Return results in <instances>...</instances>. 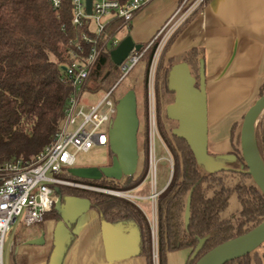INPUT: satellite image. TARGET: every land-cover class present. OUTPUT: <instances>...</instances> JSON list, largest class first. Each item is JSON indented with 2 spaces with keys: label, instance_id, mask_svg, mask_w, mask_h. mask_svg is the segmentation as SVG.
I'll return each instance as SVG.
<instances>
[{
  "label": "trees",
  "instance_id": "trees-1",
  "mask_svg": "<svg viewBox=\"0 0 264 264\" xmlns=\"http://www.w3.org/2000/svg\"><path fill=\"white\" fill-rule=\"evenodd\" d=\"M62 1V6L56 10L48 0H0V163L37 156L53 141L65 119L74 88L64 84L61 76L74 61L73 51L78 50V44L84 47L81 56L86 55L91 46L82 40L86 27L76 26L72 22L71 0ZM119 1L126 3L129 0ZM124 27L128 31L122 37L123 40L130 35L132 24L127 26L116 19L108 31L117 33ZM181 28L172 36L163 53L168 51ZM146 45L143 44L141 49ZM155 48L156 44L144 54L146 69ZM113 49L108 47L103 50L91 70L84 91L103 89L107 92L120 81L115 91L122 83L121 66L115 64L111 57ZM202 58V48L187 49L181 55L171 57L166 64L162 60L156 77L160 134L174 163L172 179L157 200L156 259L151 224L137 204L107 192L58 186L63 195L89 198L101 221L137 226L140 232V255L145 257L146 264H168V254L182 249L191 250L186 264H196L217 245L249 232L264 220V195L247 173L237 125H234L231 134V151L213 153L209 150L215 161L229 167L220 171H211L207 164L199 162L187 141L173 134V127L168 125L169 118L164 107L173 102L175 95L169 88L171 67L185 61L192 74L199 79ZM145 93L140 172L138 166L134 175L120 180L105 176L86 179L69 174L71 180L111 190H130L144 181L149 169L146 85ZM263 94L264 84L259 97ZM257 142L264 160V113L257 125ZM248 179L251 183H247ZM190 193L191 216L186 227V207ZM233 194L237 195L241 208L238 215L225 218L222 213L228 208ZM48 218L59 220L61 217L54 207L45 220ZM201 238L206 239L205 243L192 257ZM12 264H27L26 256L13 250ZM226 264H264V243L253 252Z\"/></svg>",
  "mask_w": 264,
  "mask_h": 264
},
{
  "label": "built area",
  "instance_id": "built-area-1",
  "mask_svg": "<svg viewBox=\"0 0 264 264\" xmlns=\"http://www.w3.org/2000/svg\"><path fill=\"white\" fill-rule=\"evenodd\" d=\"M54 9L62 6V0H48ZM154 0H93L92 12L86 8V0H71L72 22L76 26H85L82 40L91 46L86 55L81 56L84 47L78 44L73 51L74 61L65 68L61 81L74 88L66 109L65 119L58 129L53 141L32 159L19 158L14 161L0 163V264H5V242L14 224L20 219L26 227H32L45 220L58 200L56 188L60 185L75 186L113 195L125 197L132 202L144 199L134 195L130 190H110L82 184L61 174L69 168L77 166V154L89 151L95 146H106L109 143L108 127L116 114L114 89L106 92L104 97L89 106L82 100L84 87L92 68L101 53L108 47L116 48L121 38L117 33L108 31V27L116 19L122 24L130 25L136 15ZM207 0H180L177 8L156 32L146 47L133 49L121 66L123 79L143 59L144 54L156 44L151 64L156 68L160 55L176 31L181 28L195 12L204 7ZM119 29V28H118ZM117 29V31H118ZM148 133L150 167L147 177L150 180L151 192L148 199L157 205L162 192L158 186V160L156 158V141L159 139L165 150L166 145L157 130L155 94H149ZM114 115V116H113ZM170 156V155H169ZM168 158V157H167ZM156 159V161H154ZM174 170L173 159H168ZM69 173V172H68ZM155 239V231H153ZM154 257L157 258V248Z\"/></svg>",
  "mask_w": 264,
  "mask_h": 264
},
{
  "label": "crops",
  "instance_id": "crops-1",
  "mask_svg": "<svg viewBox=\"0 0 264 264\" xmlns=\"http://www.w3.org/2000/svg\"><path fill=\"white\" fill-rule=\"evenodd\" d=\"M179 2L180 0H154L146 5L132 22L130 35L133 40L140 44L149 42L175 11ZM192 47L204 50L209 150L213 153H226L232 149L231 134L234 125L240 127L245 113L259 98L264 84V0H209L176 35L167 51V60ZM147 181L150 180L146 176L140 185L130 191L148 199L150 193L140 192ZM168 182L159 189L163 191ZM149 207L150 212L143 207L142 209L152 230L156 231L157 207H151V203ZM42 223L34 225V229ZM55 223L48 221L44 229L41 228V232H47V242L44 245L26 243L27 240L40 236L41 232L19 240L16 250L20 255L26 256L27 264L49 263ZM190 253V249L170 252L168 264H186ZM64 264H146V259L138 255L122 261L108 262L105 258L101 220L95 211L84 223L79 224Z\"/></svg>",
  "mask_w": 264,
  "mask_h": 264
},
{
  "label": "water",
  "instance_id": "water-1",
  "mask_svg": "<svg viewBox=\"0 0 264 264\" xmlns=\"http://www.w3.org/2000/svg\"><path fill=\"white\" fill-rule=\"evenodd\" d=\"M92 1L86 0L89 13L92 12ZM142 45L136 43L129 35L111 51L112 60L120 66L134 48L140 50ZM199 73L197 79L185 61L173 64L169 73V88L175 95L173 102L166 106V114L168 118L178 123L173 128V134L187 141L199 162L207 164L211 171L227 170L228 166L215 161L209 154L207 77L203 58L200 60ZM263 113L264 94L256 99L243 117L240 146L248 168L247 173L264 195V160L257 142V125ZM139 128L137 94L134 89H130L118 99L116 114L109 123V147L113 153L111 163L103 166H74L69 168V174L86 179H100L105 176L118 180L134 175L140 160ZM172 176L173 171L169 183ZM56 191H60L59 187ZM55 209L61 218L56 221L53 229V249L48 264H64L77 234L78 222L92 209V202L89 198L74 195H66L63 198L60 196L55 203ZM190 216L191 193L186 207V227L189 225ZM101 233L108 262L122 261L140 255V232L137 226L102 220ZM205 240V238L199 240L192 257L201 250ZM46 242L47 232L26 241L31 245H44ZM263 243L264 220L249 232L217 245L196 264H226L253 252Z\"/></svg>",
  "mask_w": 264,
  "mask_h": 264
},
{
  "label": "rangeland",
  "instance_id": "rangeland-1",
  "mask_svg": "<svg viewBox=\"0 0 264 264\" xmlns=\"http://www.w3.org/2000/svg\"><path fill=\"white\" fill-rule=\"evenodd\" d=\"M127 31H128V29L126 27H124L117 32V35L121 38V40H122V37L127 33ZM166 56H167V52H164V53L162 52L156 68L154 66H152L153 64H151L152 58H151L150 64H149L147 69H146L147 59L146 58L141 59L139 61V63L123 78L122 83L119 85V87L114 92V99L118 100L128 90L134 89L136 91L137 99H138V114H139V118H140V128H139V132H138V137H139V151H140L141 159H143L142 141H143V130H144L143 110H144V102H145L144 100H145V95H146L145 85L147 88V107H148L149 97H150L149 94L152 95L154 92L155 97H156V77H157V73H158L161 61L163 60L164 64H166L167 61L170 59L169 58L167 60ZM152 57H153V55H152ZM105 94H106V91L103 89L95 90V91L85 89V92L82 95V100L87 104V109H89V106L91 104H94L97 101H99L102 97H104ZM148 109H149V107H148ZM164 110L166 111V107H164ZM176 122L177 121H175V120L169 119L168 125L170 127L174 128L177 124ZM241 125H240V127L238 126V128H237L238 132L241 130ZM156 150H157L156 151V158L158 160V169H157L158 186H159V188H162L168 182V180L171 177L172 166H171L170 162H168V159L170 158V156H169L170 154H168L169 151H168V149L167 150L164 149L163 144L159 139H157V141H156ZM112 156H113V154H111V152H110L109 143L106 146H95L87 152H85V151L79 152L77 154L76 165L77 166H103V165H107V164L111 163ZM154 161H156V159H154ZM139 167L140 168H139L138 172H140V170H141V164L139 165ZM149 167H150V152H149ZM148 172H149V169H148ZM147 175H148V173H147ZM61 176H63L64 178L70 179L68 172H66L65 174H61ZM79 183H82V182H79ZM247 183H251V180L248 179ZM82 184H85V183H82ZM168 184H169V182H168ZM95 187H98V186H95ZM151 188L152 187H151L150 181H147L144 184L143 189L140 190V192L149 194L151 192ZM119 191H124V190H119ZM132 194H134V193H132ZM59 195H62V193L59 192ZM134 195H136V194H134ZM123 198H125V197H123ZM150 203H151V207L154 206V208H155V205L153 204V202L150 201V199H139V200H136L135 204H137L141 209L143 207L147 212H150V207H149ZM156 207H157V205H156ZM240 208L241 207H240V203L237 199V195L233 194L230 198L229 206L222 213V216L225 218H233L234 216L238 215ZM93 212H95V211L92 208L88 213L85 214L83 219L81 217L80 220L81 219L82 220L81 221L79 220L78 226L82 222L84 223L87 220V218H89V216ZM48 221L55 223L56 221H58V219L48 218V219L44 220L42 225L36 229H34V227H36V226L26 227L21 222V220L19 219L14 224V226L12 227V230L9 232V234L7 235V238H6V242H5V264H12V255H13L12 249L13 248H14V250L17 249V245H18L19 240L21 238L25 239L24 237H28V236H31L33 234H39L41 232V228L44 229V227L46 226L45 224ZM30 230H32V231L29 232ZM44 232H46V230ZM15 241H16V245H14ZM154 245L156 248V246H157V229L155 231Z\"/></svg>",
  "mask_w": 264,
  "mask_h": 264
},
{
  "label": "flooded vegetation",
  "instance_id": "flooded-vegetation-1",
  "mask_svg": "<svg viewBox=\"0 0 264 264\" xmlns=\"http://www.w3.org/2000/svg\"><path fill=\"white\" fill-rule=\"evenodd\" d=\"M155 101H156V117H157V130H158V133H159V136H160V138L162 139V137H161V134H160V129H159V116H158V110H157V97H155ZM168 117V116H167ZM170 119V118H169ZM178 125V124H177ZM162 141H163V139H162ZM164 142V141H163ZM165 144V143H164ZM166 145V144H165ZM167 148V147H166ZM168 154H170V152L168 153ZM170 156H171V154H170ZM172 157V156H171ZM163 192V191H162ZM161 192V193H162ZM160 193V194H161ZM65 197L66 195H63V193H62V195H59V193L57 192V198L58 197Z\"/></svg>",
  "mask_w": 264,
  "mask_h": 264
}]
</instances>
